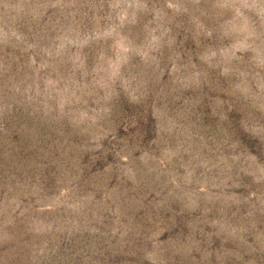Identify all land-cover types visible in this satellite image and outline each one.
<instances>
[{"label": "rangeland", "instance_id": "1", "mask_svg": "<svg viewBox=\"0 0 264 264\" xmlns=\"http://www.w3.org/2000/svg\"><path fill=\"white\" fill-rule=\"evenodd\" d=\"M0 264H264V0H0Z\"/></svg>", "mask_w": 264, "mask_h": 264}]
</instances>
